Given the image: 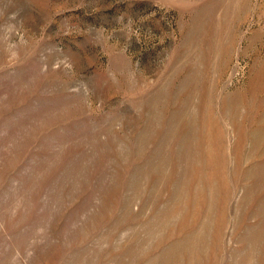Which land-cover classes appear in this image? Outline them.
<instances>
[{
    "label": "rangeland",
    "instance_id": "obj_1",
    "mask_svg": "<svg viewBox=\"0 0 264 264\" xmlns=\"http://www.w3.org/2000/svg\"><path fill=\"white\" fill-rule=\"evenodd\" d=\"M0 264H264V0H0Z\"/></svg>",
    "mask_w": 264,
    "mask_h": 264
}]
</instances>
